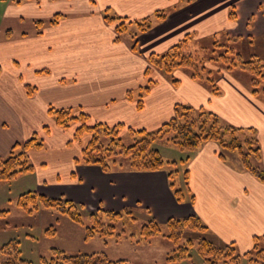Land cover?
<instances>
[{"label":"crops","instance_id":"0c3cea01","mask_svg":"<svg viewBox=\"0 0 264 264\" xmlns=\"http://www.w3.org/2000/svg\"><path fill=\"white\" fill-rule=\"evenodd\" d=\"M176 3L177 0H0V24L8 28L0 37V132L4 133L2 126L9 121L18 128L26 121L27 112L39 114V109L47 113L50 105L84 108L97 121L123 122L152 130L174 115L175 104L184 103L206 107L235 126L256 127L264 161V101L235 73L221 71L217 80L221 94L214 95L184 70L175 73L180 80L178 86L154 71L158 83L148 94L144 109L137 110L136 102L128 99V91L144 83L151 53L165 52L187 34H211L221 28L224 21L216 12L217 6H222L225 27H239L238 15L232 21L224 8L227 3ZM236 3L240 25H246L245 37H264V0ZM172 5L175 11L166 19H155L151 29L140 34L139 51H134L126 39L116 41L114 25L105 20L103 13L108 8L123 17L143 19ZM253 11L260 16L249 30L245 18ZM211 13L218 18L212 19ZM56 14L64 15L58 23L43 28L35 25L37 20L47 21ZM17 23H29L31 29L17 31L13 27ZM260 44L263 46V42ZM28 82L37 85L33 97L26 94ZM11 137L14 138L0 137V150L11 147ZM62 137L66 140L70 134ZM218 152L217 143L207 142L193 155L188 164L190 188L183 187V203L175 199L165 170L105 172L97 165H76L74 154L68 157L65 168H57L52 177L40 178L36 191L83 204L90 211L102 207L147 209L150 218L163 223L172 217L198 215L209 227L212 241L221 245L234 241L244 252L252 248L255 235L264 234V182L246 171L235 155L224 160ZM192 194L194 198L190 200Z\"/></svg>","mask_w":264,"mask_h":264},{"label":"trees","instance_id":"16d2710c","mask_svg":"<svg viewBox=\"0 0 264 264\" xmlns=\"http://www.w3.org/2000/svg\"><path fill=\"white\" fill-rule=\"evenodd\" d=\"M190 3L194 0H182ZM234 8V6H233ZM105 20L114 25L116 41L122 39V35L130 32L132 39V49L139 51V36L148 31L153 26L155 19L158 21L167 17L166 12L158 10L153 17L148 16L143 19H131L111 12L106 8L104 11ZM63 14H56L47 21L37 20L35 25L43 28L47 24H56L63 17ZM230 18L235 21L237 13L232 10ZM137 25V29H129L130 25ZM41 32V31H40ZM39 32V33H40ZM10 35V31L8 32ZM192 34V33H191ZM191 34H187L180 42L170 47L162 53H151L147 57L148 67L145 71L147 83L143 87L145 93L137 100L138 109L144 106V96L152 89V85L158 83L157 78L152 77L154 71H159L172 84L178 86L179 78L176 76L177 70L186 71L189 76L209 87L214 95L221 94V87L217 80L221 70L234 73L236 68L248 71L252 75V80L248 82L251 92L264 101V55L254 54L246 59L240 52H236L232 47H228L224 54L219 57H209L207 59L199 57L198 54L188 51ZM241 37V36H239ZM234 37V40L239 39ZM242 38V37H241ZM231 40V38H230ZM220 46L219 43H216ZM233 54V55H232ZM232 55V56H231ZM221 61L222 67L209 68L207 63ZM2 67L0 64V74ZM263 84V86H262ZM29 86V94L34 92ZM127 97L133 100L134 92L128 91ZM174 115L163 122L158 128L149 130L146 128H134L126 126L124 123L110 125L104 122H92L90 115L82 108L51 106L49 113L56 119V124L63 129L70 128L78 123L74 139L80 141L84 135H90L91 139L84 145L81 156L75 158L76 164L97 165L105 172L113 171H161L165 170L169 179V186L179 203L186 200V193L183 187H176L175 177L180 174L176 169L178 165L188 163L193 155L207 142H215L219 146V157L227 159L231 154L239 158L243 168L264 182V169L260 166L262 162V150L258 138V129L255 127H239L226 122L221 116L206 107H193L184 103H177L174 107ZM129 131L134 137V143L126 145L121 139L120 132ZM160 141L173 145L183 152L180 161L167 160L158 148L154 146ZM16 146V145H15ZM14 146V147H15ZM25 149L32 147L42 148L43 142L36 136L25 141ZM3 167L0 169V179H12L19 173L28 172L33 169L26 152L16 153L10 151L7 159L2 161ZM189 169L184 171L183 180L188 186ZM192 194L190 200H193ZM18 206L27 212H34L41 207L55 209L68 215L73 221L83 223L86 213L91 225L86 228V238H90L96 233L102 235L112 234L115 228L114 222L119 221L125 215L133 213L134 209L108 210L99 208L95 211H87L83 204L64 198H54L35 191H27L20 195ZM150 213L149 210H143ZM86 211V212H85ZM7 211H0V215H5ZM108 221V223L106 222ZM164 235L178 243L187 232L201 233L202 238L197 249L206 264H240L246 258L248 264H264V234H257L253 237V248L245 253H240L236 247V242L226 244H215L206 236L209 234V227L198 215L187 217H172L166 222H159L151 217L142 226L141 235L147 239L163 232ZM54 228H49L48 235L55 234ZM18 239H11L0 245V264H33L32 261L23 257ZM195 246L192 238H187L186 242L179 245L173 253L168 254L167 262L192 259L190 250ZM52 258L43 261L47 264H128L126 260H111L106 255H95L80 253L69 255L64 250L53 248Z\"/></svg>","mask_w":264,"mask_h":264},{"label":"rangeland","instance_id":"374dc122","mask_svg":"<svg viewBox=\"0 0 264 264\" xmlns=\"http://www.w3.org/2000/svg\"><path fill=\"white\" fill-rule=\"evenodd\" d=\"M215 1L222 5L227 3L224 8H227L229 16L232 10L237 13L239 27L236 30L229 29L227 28L228 26L225 27L226 24L224 25L225 18L222 15V6H217L216 12L224 21L220 25L221 28L211 34H200L199 32L196 34L193 32L191 34L188 51L198 54L202 59L219 57L221 54H224L228 47H232L236 52L242 53L246 59L254 54L264 55V37L261 34L252 35L253 37H245L246 25H240L241 17L239 16L238 5L236 3L237 0ZM183 3L185 2L177 0L176 4L179 6ZM175 10L174 5H172L161 11L166 12L168 16L169 13H172ZM258 11L251 12V15L245 18L246 23L248 22L249 24V30H252L254 26H256V22L259 20L260 13ZM211 14L212 19L218 18V16L214 18L213 13ZM13 27L17 31L31 29L29 23L23 26L18 25L17 23L14 24ZM136 27L137 25L133 24L129 26V29L136 30ZM6 30H8L7 26H2L0 24V37L6 32ZM129 33V31L124 33L122 39H124V41H129L130 45H132V39ZM239 36H242V38ZM234 37H239V39L234 40ZM260 42H263V46ZM216 43H219L220 46H217ZM207 65L209 68L215 69L223 66L221 61L213 62V64L207 63ZM235 70L234 73L243 81L250 82V80H252V75L248 71L241 68H236ZM41 72L49 73V70H43ZM152 77L155 79L157 78L154 74H152ZM146 83L147 77L145 75L144 83L139 84L132 90V92H134L132 101L137 103V100L145 93L143 87ZM262 83H264V81ZM155 85H152V89ZM29 86L35 88L32 95L29 94ZM25 90L27 96L33 97L38 88L36 84L28 82L25 84ZM149 93L144 96L143 108L138 109V107H136L137 110L142 111L144 109L145 101L147 102ZM51 106L57 107L55 105H50L47 113L39 109V114L37 112H27L26 121H22V124L20 123L18 128L11 121L2 126L5 131L4 133L0 132V137L10 135L14 136V138L11 137L12 142H10V144L12 145L7 151L0 150V169L4 166L2 161L9 157L11 150H14L16 153L26 152L29 156L30 163L33 165V169L28 172L19 173L12 179H0V211H7L5 215H0V245L11 239H18L21 243L20 248L23 257L32 261L33 264H47L43 261V258L50 260L53 256V248L64 250L69 255L80 253L100 256L106 255L111 260H126L128 264H169L167 262L168 254L173 253L179 245L184 244L187 238H192L195 243V246L190 250L192 259L177 261L172 264H206L197 249L199 241L204 238L201 233L187 232L184 237L176 243L164 235L166 231L163 226V232L161 234L145 239L141 235L142 226L148 221L150 216L147 212L139 209H134L132 214L125 215L119 221L114 222L115 228L112 230V234L102 235L101 233H96L87 239L86 228L91 225V222L86 213H84V222L77 223L68 215L55 209L41 207L37 211L30 213L18 206V200L21 194L27 191L37 190L36 184L38 180L40 178L45 179L47 177H52L57 168H65L68 164V157L73 156L72 154H74L73 160L76 164L75 158L81 156L82 148L91 139L90 135L86 134L80 141H76L74 139V132L78 123L73 124L68 129L61 128L56 124L54 116L49 113ZM74 108L77 109V107ZM90 117L92 122H103L95 120L91 115ZM28 119H30V122ZM124 124L126 126L138 128L134 125ZM63 134H70V137L65 140L62 137ZM34 136L43 142V147H32L29 150H26L24 146L25 141ZM120 136L126 145L134 143V137L129 131L122 130ZM63 140L66 141L65 145ZM154 146L159 149L161 154L167 160L175 159L180 161V159L184 157L181 150H178L176 147L166 142L160 141L155 143ZM180 151L182 153H180ZM42 162L43 164H41ZM188 164L189 162L180 164L176 167V169L180 170V174L179 176L177 175L174 180L176 187H184L186 190L190 188L189 179L188 186L185 185V181L182 183V180L183 173L187 169ZM260 166L264 169L263 153ZM92 211L95 210H91L90 212ZM106 222L108 223V221ZM49 228H54L56 230L54 235L47 234L46 231ZM206 237L212 239L208 235ZM236 247L240 253L246 252H243L237 243ZM262 247H264L263 244ZM240 264H248V261L244 258Z\"/></svg>","mask_w":264,"mask_h":264}]
</instances>
